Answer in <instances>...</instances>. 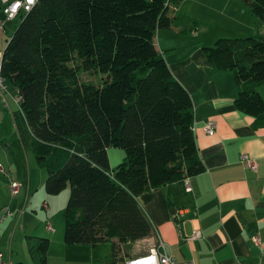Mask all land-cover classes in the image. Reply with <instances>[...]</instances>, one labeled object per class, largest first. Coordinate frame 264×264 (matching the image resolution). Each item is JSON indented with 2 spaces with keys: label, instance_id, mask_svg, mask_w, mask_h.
Masks as SVG:
<instances>
[{
  "label": "trees",
  "instance_id": "1",
  "mask_svg": "<svg viewBox=\"0 0 264 264\" xmlns=\"http://www.w3.org/2000/svg\"><path fill=\"white\" fill-rule=\"evenodd\" d=\"M242 1L264 23V0ZM182 3L37 0L2 52V76L20 97L13 114L20 141L46 168L48 194L70 185L65 243L90 246L92 264H103V245L104 264H125L122 246L151 234L141 194L205 170L192 96L157 45L158 31L175 27ZM198 27L194 21L177 32ZM204 52L216 69L233 71L236 107L264 127V35L219 37ZM84 72L100 80H85ZM111 147L125 150L114 168ZM50 244L28 236L34 264H48Z\"/></svg>",
  "mask_w": 264,
  "mask_h": 264
},
{
  "label": "crops",
  "instance_id": "2",
  "mask_svg": "<svg viewBox=\"0 0 264 264\" xmlns=\"http://www.w3.org/2000/svg\"><path fill=\"white\" fill-rule=\"evenodd\" d=\"M241 2L244 3L242 0H183L175 27L158 31L160 51L174 76L192 96L195 139L205 170L137 198L153 230L149 236L139 239L144 245L127 251L125 261L149 252L163 241L168 253L178 261L264 264V127L256 126L253 117L236 107L239 91L233 71L216 69L204 52V46L213 45L219 37H245L257 32L264 35L262 20ZM194 21L199 22L195 32L189 35L177 32L178 27L192 25ZM209 121L216 123L213 135L205 130ZM243 153L256 159V172L241 161ZM20 178L23 180V175ZM28 180V186L23 180L17 198L13 197V207L9 204L4 208L6 201L0 203L1 258L10 264L22 260L34 264L25 239L29 234L42 233L51 240L48 264H92L90 246L67 245L57 232L50 234L53 231L48 228L50 224L36 223L31 204H26L19 217L23 223L19 226L22 236L14 251L17 232L8 241L10 228H6L7 221L14 223L17 218L7 211L15 213L24 207L19 206L31 194L32 171ZM6 194L5 191L3 196ZM197 231L201 236L192 238ZM255 236L260 244L254 242Z\"/></svg>",
  "mask_w": 264,
  "mask_h": 264
},
{
  "label": "rangeland",
  "instance_id": "3",
  "mask_svg": "<svg viewBox=\"0 0 264 264\" xmlns=\"http://www.w3.org/2000/svg\"><path fill=\"white\" fill-rule=\"evenodd\" d=\"M241 4H243L244 6V3L241 2ZM19 22L20 19L8 22L6 24L5 31L0 34V54H2V52L4 51L8 40L19 25ZM82 77L85 80H100V75L96 73L91 74L84 72L82 74ZM7 85L9 88V93L7 94L8 105L5 104L0 98V163H3L8 169L9 173H13L17 180L20 179L21 185H23L22 183H24V180L26 186H28V177L32 171L33 183L31 194H29V196L27 197V204H31L30 208H32V213L36 216V223L43 222L44 226L46 224H50L53 228V231H50L49 233L55 234V232H57L56 235L62 236V239L65 241V210L67 207L68 199L70 197L71 187L70 185H68L66 189L56 195H51L46 192L45 183L47 179V170L38 163L32 149L30 147L25 148L20 141L19 132L16 127L13 115L14 112L19 110V103L16 102L14 98V85L11 82H7ZM262 88L264 87H259L258 90L264 97V89ZM108 154L110 166L114 168L124 158L125 150L120 147H111L109 148ZM21 175H23V180L22 178H20ZM5 191L8 192V194L3 196V193ZM0 196V203L5 201L7 203L4 208H7L9 204H11V207H13V197L10 192V182L8 178L2 174H0ZM26 196L21 200L19 207H23ZM14 223H12L11 221H7L8 227L6 229L8 230L10 228L8 241H10L12 233L17 232L16 237L14 238V251H16V248L19 246V238H21L22 236L19 226L23 225V223L19 219V225L17 228H15ZM29 235L45 236L50 239L49 236H46L42 233ZM25 243V246H27V238L25 239ZM144 244L145 242L143 240H137L122 246V257L125 259L127 251L129 249H137L138 246ZM57 250L59 251L60 248H58ZM108 254V246L103 245L99 255L100 259L103 260V264L108 258ZM22 261L25 262L24 260ZM17 263L18 262H16V264Z\"/></svg>",
  "mask_w": 264,
  "mask_h": 264
},
{
  "label": "built area",
  "instance_id": "4",
  "mask_svg": "<svg viewBox=\"0 0 264 264\" xmlns=\"http://www.w3.org/2000/svg\"><path fill=\"white\" fill-rule=\"evenodd\" d=\"M2 1V14L0 15V34L5 31L6 24L10 21H15L19 19L22 14L29 12L37 0H1ZM1 65H2V54H0V98L2 101L8 105L7 94L9 93V88L7 85V81L2 76L1 73ZM15 101L20 103V97L18 92L14 94ZM205 130L209 135H213L216 131V123L213 121H209L205 125ZM241 161L245 164L247 168L252 171H257L258 163L254 157L247 153H243L241 155ZM0 174L6 176L10 182V191L12 197H15L19 194L21 183L17 180L13 174H10L8 169L3 163H0ZM187 190H191L190 185L186 184ZM27 201L24 203V207L17 211H7L8 215L14 216L17 218V222L15 224V228L18 226V220L20 215L22 214L24 208L26 207ZM19 215V216H18ZM49 230H52V227L49 225ZM201 232L197 231L193 234L192 238L200 237ZM254 242L256 244H260V240L257 236L254 237ZM125 264H196L193 260H185L178 261L175 259L170 253H168L166 249V244L163 241H159V244L156 248L151 249L149 252L132 256L128 258ZM0 264H10L7 261L3 260L0 256Z\"/></svg>",
  "mask_w": 264,
  "mask_h": 264
}]
</instances>
